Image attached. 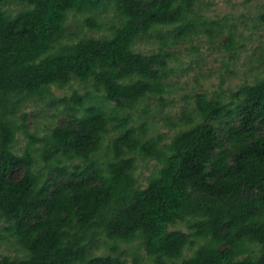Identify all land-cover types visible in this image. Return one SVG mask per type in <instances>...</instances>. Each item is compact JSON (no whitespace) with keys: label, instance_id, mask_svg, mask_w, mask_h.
<instances>
[{"label":"trees","instance_id":"trees-1","mask_svg":"<svg viewBox=\"0 0 264 264\" xmlns=\"http://www.w3.org/2000/svg\"><path fill=\"white\" fill-rule=\"evenodd\" d=\"M195 6L0 0V222L24 253L0 264H129L122 245L136 242L148 264H264V72L228 96L198 95L171 139L132 124L142 103L165 102L172 48L225 33ZM145 38L158 49L135 51ZM237 45L230 30L223 48ZM73 82L83 95L56 97ZM29 104L63 107L67 121L32 133ZM139 160L158 165L144 187Z\"/></svg>","mask_w":264,"mask_h":264},{"label":"rangeland","instance_id":"rangeland-1","mask_svg":"<svg viewBox=\"0 0 264 264\" xmlns=\"http://www.w3.org/2000/svg\"><path fill=\"white\" fill-rule=\"evenodd\" d=\"M194 1L197 13L203 14L209 21L219 22L224 26L225 33L217 37L219 29L212 27L213 39L206 33L199 32L188 42L180 43L178 47L171 49L174 58L170 62V77L167 80L165 93L161 96L165 102L162 104L158 101L160 96L152 97L151 100L142 103L134 113L132 124L136 127L143 123L147 124L148 138L162 134L171 139L179 131L177 125L184 121L183 118L190 117L194 112L196 107L194 99L198 95L220 97L227 94L228 96L230 91L238 90L243 84L254 83L264 72V20H262L264 0ZM18 9L17 6L7 8L11 13H15ZM100 17L97 19L106 24L117 20L112 9H108ZM75 23L78 24V21ZM230 30L236 31L238 47L234 53L223 48ZM84 32L93 37L108 34L106 30L91 32L87 27L84 28ZM158 47L153 45V39L145 38L136 44L134 50L149 54ZM84 87L79 82H73L71 86L63 90L54 88V93L60 99L71 96L75 89L83 95ZM26 111L30 114L28 121L30 131L39 136H43L49 128L67 121V117L62 113L63 107L60 106L55 108L44 104H29ZM26 144L27 140L19 135L16 150L21 153ZM157 168L156 161H138L136 176L141 186L147 185L148 178ZM21 174L22 172L16 171L14 176L20 177ZM4 226L5 224L0 222L1 237L6 235ZM174 228L188 232L183 224ZM99 245L94 250L95 254L112 253L108 248ZM136 246L138 242L130 245L123 244L124 258L129 264H135L134 254L137 252L141 258L140 264H148L144 261L146 256L144 249L137 250ZM23 254L13 237L6 235L3 240H0V258L23 257ZM186 254L191 256L192 252L188 251Z\"/></svg>","mask_w":264,"mask_h":264}]
</instances>
